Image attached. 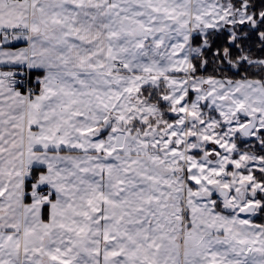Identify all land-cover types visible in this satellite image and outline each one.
<instances>
[{
    "label": "snow or ice",
    "instance_id": "6c2138e0",
    "mask_svg": "<svg viewBox=\"0 0 264 264\" xmlns=\"http://www.w3.org/2000/svg\"><path fill=\"white\" fill-rule=\"evenodd\" d=\"M0 264H264V0H0Z\"/></svg>",
    "mask_w": 264,
    "mask_h": 264
}]
</instances>
